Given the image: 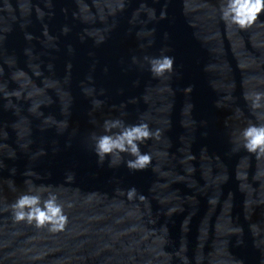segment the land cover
<instances>
[{"label":"water","instance_id":"95a60500","mask_svg":"<svg viewBox=\"0 0 264 264\" xmlns=\"http://www.w3.org/2000/svg\"><path fill=\"white\" fill-rule=\"evenodd\" d=\"M218 6L0 0V264H264V157L235 142L256 122L244 93L264 91V25L226 28ZM162 54L156 78L144 58ZM117 118L161 129L149 168L97 163L91 135ZM26 180L72 204L63 231L13 221Z\"/></svg>","mask_w":264,"mask_h":264},{"label":"clouds","instance_id":"9594fccd","mask_svg":"<svg viewBox=\"0 0 264 264\" xmlns=\"http://www.w3.org/2000/svg\"><path fill=\"white\" fill-rule=\"evenodd\" d=\"M217 11L219 19L226 28L235 31H246L257 24L264 25V19L261 18L264 16V0H219ZM164 15L162 11L160 18H164ZM26 38L31 39L30 36ZM144 59L148 62L149 71L156 78H163L174 71V59L171 56L162 54ZM133 61L135 62V58ZM36 74L39 75V72ZM15 78L17 77L14 76ZM21 87L23 88L24 85ZM83 91L86 95H90L93 89L85 88ZM185 91L190 92L191 89L188 88ZM19 94V92L15 93L17 96ZM243 98L255 116L256 122H249L240 129L235 142L238 148L242 147L247 153L254 154L257 159H260L264 157V91H248L244 93ZM100 103L98 100L93 101L94 106L97 107ZM217 106H220L219 103ZM188 108L190 109L191 105H188ZM236 113L239 115L240 109L237 108ZM60 124L64 128L67 127V121H61ZM102 126L103 134L91 135V149L98 164L103 165L107 162L109 167H118L123 163L131 171H142L149 168L153 156L150 152L142 151L141 146L149 140L159 141L161 129H152L147 122L143 121L129 125L118 118L106 119ZM125 156L128 159H125ZM12 171L14 172V169ZM25 175L30 176L33 173L27 172ZM72 179L71 174L66 176V181L70 182ZM25 184L28 185V191L19 195L9 205L13 221L23 222L37 229L46 228L51 233L63 231L68 222L65 209L71 208L72 204L62 203L50 186H36L30 180H26ZM9 187L15 190L11 182ZM120 194L126 196L129 201L144 200L142 195L138 196L135 187L129 188L126 192H120Z\"/></svg>","mask_w":264,"mask_h":264}]
</instances>
